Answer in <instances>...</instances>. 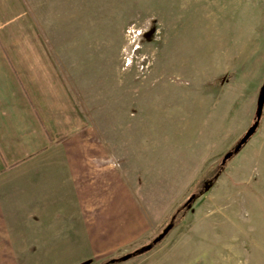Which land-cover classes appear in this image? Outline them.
I'll list each match as a JSON object with an SVG mask.
<instances>
[{
    "label": "rangeland",
    "instance_id": "rangeland-1",
    "mask_svg": "<svg viewBox=\"0 0 264 264\" xmlns=\"http://www.w3.org/2000/svg\"><path fill=\"white\" fill-rule=\"evenodd\" d=\"M20 1L79 119L90 125V141L100 142L101 165L115 162L122 187L84 213L90 244L72 234L67 257L81 259L35 264H106L151 242L195 194L149 251L113 264H264V108L255 135L221 172L228 167L229 179L210 182L253 123L250 98L264 83V0ZM214 68L217 79L204 92L234 93L235 113L251 120L193 181L195 152L212 140L210 116L205 109L195 117L181 96ZM196 119L205 131L196 130ZM147 173L157 191L145 189Z\"/></svg>",
    "mask_w": 264,
    "mask_h": 264
},
{
    "label": "crops",
    "instance_id": "crops-1",
    "mask_svg": "<svg viewBox=\"0 0 264 264\" xmlns=\"http://www.w3.org/2000/svg\"><path fill=\"white\" fill-rule=\"evenodd\" d=\"M203 74L181 96L194 109L195 117L205 109L210 116L212 140L200 144L195 152L200 171L193 181L231 148L251 120L250 114L241 118L235 113L234 93L219 97L217 87L204 92L203 85L217 79L215 68ZM257 98L255 93L250 102L255 105ZM201 121L195 124L197 131H205ZM89 130L90 125L79 119L23 3L0 0V264L81 259L67 256L69 247L70 252L74 250L73 233L85 239L86 245L91 243L84 213L100 198L122 191L119 167L116 169L114 161L101 165L103 153L95 152L100 150V142L90 141ZM224 132L230 136L219 141ZM197 139L200 142L206 137L197 135ZM137 155L138 151L136 164ZM227 169L217 184L229 179ZM146 176L145 189L157 191L148 183V173ZM92 243L105 244V240Z\"/></svg>",
    "mask_w": 264,
    "mask_h": 264
},
{
    "label": "trees",
    "instance_id": "trees-1",
    "mask_svg": "<svg viewBox=\"0 0 264 264\" xmlns=\"http://www.w3.org/2000/svg\"><path fill=\"white\" fill-rule=\"evenodd\" d=\"M262 117V116H261ZM254 120H255V117H254V119H253V122H254ZM259 124H260V121L258 122V126H259ZM258 126H257V128H258ZM244 145V144H243ZM236 146V145H235ZM235 148V147H234ZM236 153L233 151V149L231 150V151H229V152H227L224 156H223V158H222V160H221V162H220V164H219V166H218V168H217V170L214 172V175H213V177H212V181H210V182H213L216 178H218V176L221 174V172H222V170H223V168H224V166H225V164L228 162V160H230L234 155H235ZM197 197V195L195 194V195H191L189 198H188V200L181 206V207H179L173 214H172V216L170 217V219H169V222L167 223V225L165 226V228L162 230V232H165V234H164V236L167 234V232L170 230V229H172L173 228V226H174V224H175V222H176V218L178 217V215L180 214V213H185L187 210H188V207L191 205V203L193 202V200L195 199ZM161 232V233H162ZM160 233V234H161ZM159 234V235H160ZM158 235V236H159ZM157 236V237H158ZM163 236V237H164ZM157 237L156 238H154L151 242H149L148 244H146V245H144V246H141L140 248H138V249H135L134 251H132V252H130V253H127V254H125V255H123V256H121V257H119V258H116V259H111V260H109L106 264H113V263H116V262H121V261H126V260H128V259H130V258H132V257H134V256H137V255H140V254H143V253H146L147 251H149L152 247H153V245L154 244H156V243H158L161 239H157ZM112 261V262H111ZM88 262H90V260H88L86 263H88ZM82 264H85V262L84 263H82Z\"/></svg>",
    "mask_w": 264,
    "mask_h": 264
},
{
    "label": "water",
    "instance_id": "water-1",
    "mask_svg": "<svg viewBox=\"0 0 264 264\" xmlns=\"http://www.w3.org/2000/svg\"><path fill=\"white\" fill-rule=\"evenodd\" d=\"M263 108H264V83L262 84L259 94H258V98H257V103H256V110H255V120L252 123V125H250L248 127V129L246 130V132L243 134V136L239 139V141L237 142L235 148H233V151L237 154V152L241 149V147L243 146V144H245L256 132L257 130V126H258V122L261 119V116L263 114ZM211 184H205L204 186V191H207L210 188ZM165 232H162L157 239H161L164 236ZM112 262V261H111Z\"/></svg>",
    "mask_w": 264,
    "mask_h": 264
}]
</instances>
